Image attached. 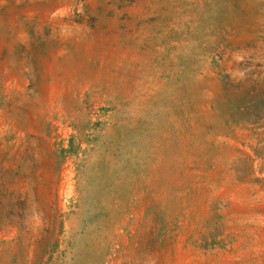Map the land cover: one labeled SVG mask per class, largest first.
<instances>
[{"label": "rangeland", "instance_id": "rangeland-1", "mask_svg": "<svg viewBox=\"0 0 264 264\" xmlns=\"http://www.w3.org/2000/svg\"><path fill=\"white\" fill-rule=\"evenodd\" d=\"M0 264H264V0H0Z\"/></svg>", "mask_w": 264, "mask_h": 264}]
</instances>
